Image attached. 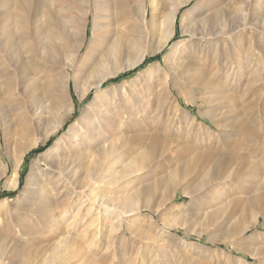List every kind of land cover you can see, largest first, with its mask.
I'll use <instances>...</instances> for the list:
<instances>
[{"label":"rangeland","instance_id":"374dc122","mask_svg":"<svg viewBox=\"0 0 264 264\" xmlns=\"http://www.w3.org/2000/svg\"><path fill=\"white\" fill-rule=\"evenodd\" d=\"M199 1H192L179 13L176 36L168 48L146 57L134 69L120 71L100 90L106 94L103 107L113 119L109 123V136L115 141L114 145L121 147L128 141L132 151L146 153L152 139L157 137L158 152L148 158L143 171L133 174L127 181L118 186L98 185L95 189L106 197H117L129 189L139 195L137 208L149 207L134 215H125L122 221L118 213L106 209L98 216L86 217L82 215L83 208L78 211L80 202L77 200L55 205L56 193L52 191L44 194L52 199L51 209L54 213L66 210L68 217L63 221L59 219L60 223L56 221L55 225L49 224L50 229L43 225L49 223L38 217L37 208L43 205L38 200L33 202L30 194L25 195L26 179L34 167L37 172L48 168L42 161L37 164L36 160L44 157L72 125L85 117L97 93V89L90 90L82 101L76 93L74 80H70L69 89L62 83L59 66L52 71L57 80L61 79L57 102L41 97L48 107H54L52 111L48 109L46 119L52 121L58 115L55 112H59L66 116V123L49 140L39 143L22 157L16 167L18 176L12 181L17 188L7 186L15 173V153L22 142L37 139L40 132L20 141L14 138L8 149L0 128V164L8 166L0 183V264H44L48 258L54 259L52 264H264V202L258 210L252 207V202L264 195V34L256 33L250 38L252 43L247 46L251 52L247 55L242 52L238 57L245 62V70L235 75L233 84V79L223 77L225 84L217 92L200 91L182 83L178 89L172 86L169 93L159 81L155 89L151 88L147 78L164 56L171 58L174 48L183 46L186 38L181 34L183 25L193 17L191 12ZM61 9L56 7V10ZM129 26L132 34L146 29L138 15ZM158 38L155 35L144 46L151 49ZM250 59L254 61L252 67L247 65ZM123 63L129 60L111 62L101 72ZM130 72L134 74L121 77ZM41 93L38 90L36 95ZM192 99H198V104L188 102ZM72 107L74 112L69 116ZM44 125L41 130L46 129ZM122 125L126 130L117 131ZM50 140L47 150L37 152ZM200 156L203 160L193 166ZM225 163H228L226 172L223 170ZM69 178L67 194L74 186L73 182H68ZM170 181L183 186L172 191L158 188L159 191L155 189L151 196L141 192L144 187L167 185ZM125 184L130 187H124ZM192 191L198 192L191 197ZM223 196H227L225 205H217ZM154 207L160 212L156 213ZM244 227L248 229L239 235ZM64 237L68 238L67 244L62 240ZM57 244L66 247L60 256L54 251ZM245 251L259 255V261Z\"/></svg>","mask_w":264,"mask_h":264},{"label":"bare ground","instance_id":"6f19581e","mask_svg":"<svg viewBox=\"0 0 264 264\" xmlns=\"http://www.w3.org/2000/svg\"><path fill=\"white\" fill-rule=\"evenodd\" d=\"M192 1L194 0H172L170 3L168 0H0L1 132L8 149L14 138L20 141L40 132L37 139L20 144L13 161L14 177L7 186L17 188V184L13 182L18 176L16 167H19L22 157L39 143L49 140L66 123V116L59 112H55L58 115L52 121L46 119L48 109L52 111L54 107H48L42 97L56 101L61 79L68 89L70 80H74L76 93L82 101L87 98L90 90L97 89L95 98L86 109L85 117L55 142L52 149L44 155L46 158L41 156L36 160L37 164L42 161L48 168L37 172L34 167L32 174L26 179L25 195L30 194L33 202L38 200L42 203L43 206L34 205L39 206L38 217L49 222L48 225L43 223L47 228L49 224L55 225L59 219L63 221L68 217L66 210L54 213L51 209L52 199L44 194L52 191L56 193L55 205L56 202L61 204L65 200H77L80 202L78 211L83 208L82 215L86 217L98 216L102 209H106L118 213L116 215L122 221L125 215H134L149 207L142 205L141 209L137 208L139 195L129 189L119 193L117 197L103 196L96 191L98 188L95 189L98 185L118 186L127 181L144 168L150 156L158 152L157 137L152 139L150 150L146 153L141 151L142 153L137 154L138 152L132 151L128 141L122 143L121 147L114 145L115 141L112 142L109 136V123L113 119L103 107L106 94H102L100 90L108 79L116 77L120 71L134 69L146 57H153L168 48L176 36L179 13ZM56 7L62 9L56 10ZM191 13L193 17L183 25L181 31L186 37L183 46L177 45L171 58L164 56L163 61L151 69L147 77L151 88L155 89L159 81L169 93L172 86L178 89L182 83L190 84L200 91L217 92L225 84L223 77L233 79V84L235 75H240L245 70V62L239 61L238 57L242 52L246 55L251 52L250 38L256 33L264 34V0H200ZM137 15L146 24V29L132 34L129 24L136 20ZM155 35L159 37L158 41L151 49H147L145 42ZM83 50L85 52L81 56ZM124 59H128L129 63L101 72L107 64ZM253 64L254 61L250 59L247 65L252 67ZM59 66L62 77L57 80L52 71ZM38 90H41L42 95H36ZM198 101L192 99L188 102L197 105ZM73 112L72 107L69 116ZM44 124L46 129L44 127L41 130ZM120 129L126 130L124 125L116 130ZM97 145L102 146L101 149ZM62 151L63 154H59ZM201 160V156L197 157L193 160V166L199 165ZM7 167L0 164V183L7 173ZM227 169L228 163H225L223 170ZM66 176L70 177H67L70 180L68 182H73L74 185L70 194H67ZM182 186L170 181L167 185L144 187L141 192L151 196L155 189L159 191L158 188L172 191ZM124 187L130 186L125 184ZM197 192L192 191L190 196ZM226 197L223 196L217 205L226 203ZM263 202L264 195L256 198L252 202L253 209L261 208ZM158 211L157 208L155 212ZM247 229L244 227L238 234H244ZM67 239L64 237L62 240L67 244ZM65 248L62 244H57L54 251L60 256ZM245 253L259 261V255L248 251ZM53 261V258H48L44 264H52Z\"/></svg>","mask_w":264,"mask_h":264},{"label":"trees","instance_id":"16d2710c","mask_svg":"<svg viewBox=\"0 0 264 264\" xmlns=\"http://www.w3.org/2000/svg\"><path fill=\"white\" fill-rule=\"evenodd\" d=\"M135 72V71H134ZM134 72H130V73H127V74H124V75H122L121 77H125V76H129V75H131V74H134ZM116 81V80H115ZM114 82V81H113ZM51 145V140L44 146V147H41V149L40 150H37V152L38 151H45V150H47L48 148L47 147H49ZM36 152V153H37Z\"/></svg>","mask_w":264,"mask_h":264}]
</instances>
